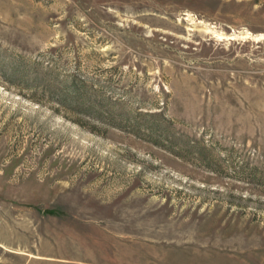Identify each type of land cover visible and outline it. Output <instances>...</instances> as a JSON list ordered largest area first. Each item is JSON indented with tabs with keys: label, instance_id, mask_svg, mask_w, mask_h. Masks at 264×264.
I'll return each instance as SVG.
<instances>
[{
	"label": "rangeland",
	"instance_id": "obj_1",
	"mask_svg": "<svg viewBox=\"0 0 264 264\" xmlns=\"http://www.w3.org/2000/svg\"><path fill=\"white\" fill-rule=\"evenodd\" d=\"M0 264H264V0H0Z\"/></svg>",
	"mask_w": 264,
	"mask_h": 264
},
{
	"label": "trees",
	"instance_id": "obj_2",
	"mask_svg": "<svg viewBox=\"0 0 264 264\" xmlns=\"http://www.w3.org/2000/svg\"><path fill=\"white\" fill-rule=\"evenodd\" d=\"M75 87H76V86H75ZM75 87H74V88H75Z\"/></svg>",
	"mask_w": 264,
	"mask_h": 264
}]
</instances>
